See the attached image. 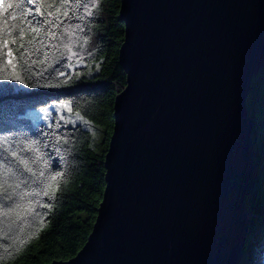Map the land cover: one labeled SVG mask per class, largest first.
I'll return each instance as SVG.
<instances>
[{
  "label": "water",
  "instance_id": "95a60500",
  "mask_svg": "<svg viewBox=\"0 0 264 264\" xmlns=\"http://www.w3.org/2000/svg\"><path fill=\"white\" fill-rule=\"evenodd\" d=\"M125 23L87 241L46 264H238L258 166L248 95L264 68V0H121Z\"/></svg>",
  "mask_w": 264,
  "mask_h": 264
},
{
  "label": "trees",
  "instance_id": "16d2710c",
  "mask_svg": "<svg viewBox=\"0 0 264 264\" xmlns=\"http://www.w3.org/2000/svg\"><path fill=\"white\" fill-rule=\"evenodd\" d=\"M79 2L88 8L65 5L71 18L64 20L70 27L80 25L79 30L69 36L56 29L55 39L46 35V29L35 33L26 27L21 38L16 34L21 26L18 10L0 14V30L16 24L15 42L8 37L14 58L11 65L4 66L6 49L0 51V75L7 72L24 80L0 79V185L8 187L17 204L48 205L36 207L38 213L46 214L43 224L31 215L25 216L23 209L19 215L3 216L12 201L0 189V204L4 205L0 208V264H46L73 257L87 241L103 198L105 154L114 129L115 99L127 82L126 71L119 63L125 23L120 14L121 0ZM0 3L17 4L21 0ZM38 3L45 16L56 8L62 16L65 10L61 7L65 0ZM27 7L35 12V5ZM13 11L18 12L16 21L10 16ZM87 11L92 14L87 15ZM3 38L0 35V41ZM25 50L30 55H22ZM26 62L30 71L23 70ZM64 101L102 127L97 149L90 129L67 122L57 110L44 109ZM247 103L254 120L258 171L255 191L247 203L249 233L238 264H264V68L253 79ZM29 109L33 110L27 112ZM21 160L29 162L31 172ZM41 171L43 178L39 177ZM51 175H58L52 190L54 198L51 192L44 196L41 191ZM32 191L40 195L19 198L18 193Z\"/></svg>",
  "mask_w": 264,
  "mask_h": 264
},
{
  "label": "snow or ice",
  "instance_id": "6c2138e0",
  "mask_svg": "<svg viewBox=\"0 0 264 264\" xmlns=\"http://www.w3.org/2000/svg\"><path fill=\"white\" fill-rule=\"evenodd\" d=\"M28 4L35 5V12H33V8L27 7ZM65 5H70L71 9H79L81 7H84L85 9L88 8L87 4H81L79 0H65V3L61 5V7H64L65 10L63 12V15H60V8H56L54 12L50 11L46 14L40 11V8L42 5L38 3V0H21V3L12 4V3H0V14L8 12V9H17L21 18V26L19 27L17 31V35L21 38L24 36L25 27L28 28L30 31L39 33L41 30L46 29V35L55 39L56 38V29H61V31L67 33L69 36L73 35L77 30H79L80 25L76 26H68L64 24L65 19H70L69 15V7H66ZM17 11H13L10 16L12 21L17 20ZM75 13H73L74 15ZM87 15H91L92 13L90 11L86 12ZM41 16H44V19H40ZM31 17V19H29ZM82 18V17H81ZM4 24H8V20L5 19ZM13 29H16V24L14 23L12 25L11 29H7L6 31L0 30V35H2L4 38L2 41H0V51L5 50L4 53L5 59L3 60L4 66L11 65L13 60V52L12 49L8 47V37H12L13 43L15 42V37H13ZM21 48H23V44L20 45ZM68 46L66 45V48ZM22 55H30L27 53V50H25V53H22ZM32 63H35L33 61ZM24 71H30V67L28 66L27 62L24 66ZM0 79L3 80H17L21 83L24 82L23 78L20 75H10L7 72L5 74L0 75ZM64 107V105H62ZM29 149L31 150V146H29ZM13 155H16V153H13ZM21 163L23 164L24 168L31 172L32 169L29 166V162L27 160H21ZM39 177L43 178L44 173L41 171L39 173ZM58 175H51L47 177L48 183L46 184V187L44 189H41L44 196H49L50 192L52 193V198H54V192H52L54 188V182L57 181ZM23 183H27V181H23ZM19 185H14L13 188H18ZM58 187V186H56ZM0 189H2L3 194L5 195L6 199L9 201H12V204L3 211V216H14L19 215V211L23 209L25 216L31 215L34 217L35 220H38L40 224L44 223V220L46 219V214H41L36 211V207H45L47 208V204H40L39 202H36V207H33L32 204L29 205H21L17 204L14 199L13 193H10L8 190V187L5 185H0ZM19 198L21 200L27 199L29 196H36L40 195V193H37L35 191L32 192H21L18 193ZM0 208H4V205L0 204Z\"/></svg>",
  "mask_w": 264,
  "mask_h": 264
},
{
  "label": "rangeland",
  "instance_id": "374dc122",
  "mask_svg": "<svg viewBox=\"0 0 264 264\" xmlns=\"http://www.w3.org/2000/svg\"><path fill=\"white\" fill-rule=\"evenodd\" d=\"M62 105H64V107H62ZM44 109L51 110V111L57 110L60 113V115L65 120H67V122H70L73 124L81 123L88 129H90L94 135V140H95L94 147L97 149L96 144H98V142L101 140L100 136H101L102 127L100 125L93 123L81 113L74 111L68 101L54 102V103L49 104L47 107H44ZM32 110L33 109H29L27 112H31Z\"/></svg>",
  "mask_w": 264,
  "mask_h": 264
}]
</instances>
